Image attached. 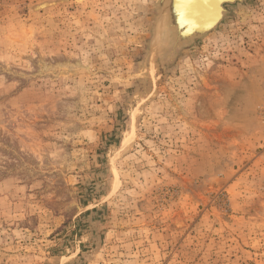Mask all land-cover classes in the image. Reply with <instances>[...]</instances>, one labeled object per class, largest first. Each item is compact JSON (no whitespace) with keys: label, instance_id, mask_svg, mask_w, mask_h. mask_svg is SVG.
<instances>
[{"label":"rangeland","instance_id":"1","mask_svg":"<svg viewBox=\"0 0 264 264\" xmlns=\"http://www.w3.org/2000/svg\"><path fill=\"white\" fill-rule=\"evenodd\" d=\"M159 1L0 0V264H264V0Z\"/></svg>","mask_w":264,"mask_h":264},{"label":"bare ground","instance_id":"2","mask_svg":"<svg viewBox=\"0 0 264 264\" xmlns=\"http://www.w3.org/2000/svg\"><path fill=\"white\" fill-rule=\"evenodd\" d=\"M244 1L245 0H160L159 3L162 10L163 6H167L170 17L173 18V16L178 15L177 17L180 21L174 29L172 28L176 33L174 49L180 47V49L185 50L187 49L186 47H188L186 44L191 42L195 43L208 33L218 29L224 20L223 13L226 15L228 12L226 6L241 4L244 3ZM172 5L175 6L174 10L171 9ZM162 14L160 15L162 16ZM161 16L159 17L160 19ZM172 51L170 56L171 59L175 57L174 50Z\"/></svg>","mask_w":264,"mask_h":264},{"label":"water","instance_id":"3","mask_svg":"<svg viewBox=\"0 0 264 264\" xmlns=\"http://www.w3.org/2000/svg\"><path fill=\"white\" fill-rule=\"evenodd\" d=\"M159 16H160V14L156 13V14H155V19H156V18H159ZM184 47H185V46H184ZM173 59H174V58H173ZM173 59H172V60H173ZM171 62H172V61H171ZM167 66H168V65H167ZM165 67H166V66H165Z\"/></svg>","mask_w":264,"mask_h":264}]
</instances>
